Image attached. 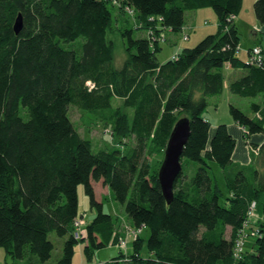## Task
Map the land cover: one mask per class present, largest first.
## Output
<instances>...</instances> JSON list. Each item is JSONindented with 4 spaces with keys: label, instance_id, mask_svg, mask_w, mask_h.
Masks as SVG:
<instances>
[{
    "label": "trees",
    "instance_id": "1",
    "mask_svg": "<svg viewBox=\"0 0 264 264\" xmlns=\"http://www.w3.org/2000/svg\"><path fill=\"white\" fill-rule=\"evenodd\" d=\"M242 4L0 0L5 259L72 264L75 247L83 244L89 263L99 249L113 246L118 254L100 264H264V52L259 43L240 56L242 34L234 20ZM206 7L216 14V31L159 61L160 44L170 33L179 44L188 42L189 14ZM253 12L264 25V0L254 1ZM141 31L144 35H137ZM117 42L126 54L121 64ZM226 92L250 104L245 113L229 103L231 120L243 129L251 151L247 166L233 159L236 139L227 124L212 126L204 116ZM71 105L119 137L131 135L133 145L97 148L70 118ZM183 117L190 134L168 202L150 160L164 156ZM254 135L262 136L261 142L252 141ZM210 163L223 173L226 190ZM99 181L122 206L125 223L114 205L112 212L104 211V197L97 198L93 187ZM79 185L95 208L90 221L78 210ZM125 235L132 239L127 242ZM56 247L61 256L52 263ZM133 247L138 259L128 262ZM121 249L125 261L117 262Z\"/></svg>",
    "mask_w": 264,
    "mask_h": 264
},
{
    "label": "rangeland",
    "instance_id": "2",
    "mask_svg": "<svg viewBox=\"0 0 264 264\" xmlns=\"http://www.w3.org/2000/svg\"><path fill=\"white\" fill-rule=\"evenodd\" d=\"M248 2H250V0H245L246 4H248ZM191 13L193 15L194 12H191ZM197 13H200L198 15L197 24L199 25V23H201L200 25H201V27H203V30L205 31V33L202 37H200V39H197L196 41H194L195 36L190 35V40L188 42H185V43L187 45L189 44V46H191V47L195 46L207 34L215 32L216 28H217V26L215 24V23H217L216 14L211 7L200 8ZM243 13L245 15H248V11L246 10V7L243 8ZM196 18H197V16H196ZM247 18L249 19V17H247ZM189 20H192V18H189ZM200 31L201 30H198V32H200ZM137 35H144V33L141 31L140 33H137ZM241 37H242L241 38V42H242L243 36L241 35ZM178 45H179V43L174 45L173 43L169 42L168 40L166 42L160 44V51L157 53L159 61L166 60V58H168L173 52H175L178 49ZM116 52H117L116 53V60H117V62H119L121 64L122 61L124 60V58L126 57V54L123 51V49L118 46V42H117V51ZM226 93H228V92H226ZM230 95H232V94H230ZM232 96L234 97L232 99V101H229V99L227 100V94H225V93L222 96H220L218 98V104H217L218 108H216L217 106L216 107L213 106V104H211V103L208 105V107L206 108V110L204 112V116L211 122L212 126L213 125L216 126L218 124H226V122H228L232 119L230 116V113H229V103H233L235 106L239 107L245 113L250 112V104H249V102H246V100H245L247 98H243V97L236 96V95H232ZM113 104L119 105L120 100L115 98L113 100ZM72 106L73 105L69 106L70 118L75 123V125L78 127L79 131L83 135H85L87 138L91 139L94 146H96L97 148H103L105 146V147L110 149L111 147L115 146V148L125 149L126 147H130L133 145V137L131 135L119 137L120 134H118V131H116L115 129L112 130L111 128L104 126L103 123H100L95 118H91L89 115H87V113L84 114L77 107H72ZM122 110L125 113H127L129 116L131 115V111L129 109L122 108ZM238 137L241 139V134ZM239 138H238V140H239ZM244 146H245V144H244ZM240 148H242V147L240 146ZM250 154H251V151H249L248 159H250ZM157 156H158L157 159H151L150 161L152 163L153 168L158 171L159 167L161 165L162 159H163V154H159ZM159 159H161V160H159ZM210 165L212 166V173L215 175L218 182L220 181L222 183L220 186H222V188H224V190H226L225 187L223 186V183L225 180L223 179V173L221 172L220 168L218 166H216L214 163H210ZM185 166H186V164H185ZM93 187H94L95 196L97 198L104 197L103 198L104 199V205H103L104 211L112 212V205H114V207L118 210V212H120L123 216H125V217H123V218H125L124 219V223H125L127 221L126 213L124 212L122 206L118 202L109 198L108 190L102 184V182L101 181L93 182ZM77 196H78L79 213L80 214L82 213L85 215L86 221H90L91 217L93 216V213H95V208H91L89 206V198L84 191L83 185L78 186ZM148 234H149V231L147 229H145L142 232L141 237L146 239ZM228 234H229V230H227V235ZM53 237L55 238V236H53ZM125 237H126L127 242H129L132 239L131 236L127 237L125 235ZM136 239H138L137 235H136ZM82 246H83V244H79L75 247V252H74L72 264H91V263L92 264H100V263L107 262L111 257H113L117 253L116 248H114L113 246H110V247L107 246V247L101 248L96 252V254L93 257V260L89 263L86 260L85 256L81 252ZM122 249H124V247ZM133 249H134V247H133ZM133 249H132L130 256L125 259L128 262H131L132 260L137 261V259H138L137 258L138 253H136L137 250H135V249L133 250ZM123 252H125V251L122 250V253L119 254L120 257L116 258L117 262L119 260H123V257H122V256H124ZM4 253H5L4 250L0 247V263L1 264H12V260L10 258L5 259V257L3 256V255H5ZM59 256H61V249H60V247H56L55 250L53 251L51 262L54 263L55 260L57 258H59ZM125 260H123V261H125Z\"/></svg>",
    "mask_w": 264,
    "mask_h": 264
},
{
    "label": "crops",
    "instance_id": "3",
    "mask_svg": "<svg viewBox=\"0 0 264 264\" xmlns=\"http://www.w3.org/2000/svg\"><path fill=\"white\" fill-rule=\"evenodd\" d=\"M254 1L255 0H250V2H248V4H246L245 0H243L242 10L240 11L239 15H237V17H235V20H234L238 30L240 31V33L243 36V41L240 44L241 48H242V55L240 54V56L242 58L247 57V50L250 47H252L256 44H259V43L261 44V46L263 48V52H264V25L261 24L256 19L255 15H254V12H253ZM244 7H246V10L248 11V15H245L243 13ZM199 14L200 13H197V12H194L193 15H192V13L189 14V18H192V20H189L187 28L189 30V35L195 36L194 41H196L197 39H200V37H202L205 33V31L203 30V27H201V25H200L201 23H199V25L197 24ZM196 16H197V18H196ZM247 17H249V19ZM215 24H217V23H215ZM198 30H201V31L198 32ZM168 41L175 45L178 43V41H180V39L178 38L177 34L170 33ZM183 47H191V46H189V44L186 45V43L185 44L180 43L178 45L179 50L182 49ZM174 53H176V52H174ZM226 94H227V100L229 99V101H232V99L234 97L232 95H230V93H226ZM218 98L213 99V101H212L213 104L214 103L218 104ZM257 99H261V96L257 97ZM217 108H218V106H217ZM226 124L229 128L230 133L236 139V147H235L234 152H233L234 161L236 163H238L239 165H242V166L243 165L244 166L249 165L250 159H248V154H249L250 148L248 147V144H247V142L243 136V129L232 120L226 122ZM240 134H241V139L238 137V136H240ZM238 138H239V140H238ZM262 138L263 137L260 135H254V136H252L251 140L254 142H261ZM244 144H245V146H244ZM240 146L242 148H240ZM250 158H251V154H250ZM117 254L118 253H116L115 255H117Z\"/></svg>",
    "mask_w": 264,
    "mask_h": 264
},
{
    "label": "water",
    "instance_id": "4",
    "mask_svg": "<svg viewBox=\"0 0 264 264\" xmlns=\"http://www.w3.org/2000/svg\"><path fill=\"white\" fill-rule=\"evenodd\" d=\"M190 134L189 120L180 118L168 138L164 156L158 170V180L164 197L169 202L173 196V183L181 170V154Z\"/></svg>",
    "mask_w": 264,
    "mask_h": 264
},
{
    "label": "built area",
    "instance_id": "5",
    "mask_svg": "<svg viewBox=\"0 0 264 264\" xmlns=\"http://www.w3.org/2000/svg\"><path fill=\"white\" fill-rule=\"evenodd\" d=\"M260 52V49L259 48H256L254 49V53H259ZM133 234L135 235V232H133ZM241 250V249H239ZM242 256L241 255H237V258L240 259Z\"/></svg>",
    "mask_w": 264,
    "mask_h": 264
}]
</instances>
